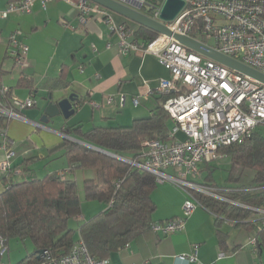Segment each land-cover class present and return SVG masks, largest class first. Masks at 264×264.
<instances>
[{"label": "crops", "instance_id": "obj_1", "mask_svg": "<svg viewBox=\"0 0 264 264\" xmlns=\"http://www.w3.org/2000/svg\"><path fill=\"white\" fill-rule=\"evenodd\" d=\"M9 1L0 0V14ZM111 13L118 24L127 22L136 29V23ZM15 31L20 32L19 39L29 47L31 65L26 70H20L9 54L8 37ZM118 40V34L102 15L95 14L82 24L78 9L67 0H54L46 7L36 0L30 13L0 15V82L19 98L34 96L37 100L36 106L23 110L25 119H0V142L1 129L7 127L16 151L12 165L24 169L18 174L23 178L18 180L13 179V173L0 170V193L11 182L60 172L75 179L80 191L83 190L82 184L94 172L71 170L63 143L65 138H79L65 130L79 125L84 129L125 126L152 114L155 98L151 90L157 88L160 79L170 78V72L153 54L121 53ZM23 77L32 80L33 86L22 85ZM51 93L56 97L75 94L77 110L69 118L60 115L47 124L41 123ZM122 96L126 99L124 106L120 105ZM109 97L114 98L111 104ZM135 97L142 98L138 106L134 105ZM3 155L0 150V160ZM208 165L203 163L201 171L208 170ZM152 198L154 222L183 215L187 193L182 188L168 182L158 184ZM90 212H82L76 220L82 224L91 218ZM253 220L231 219L199 206L188 217L183 230L171 234L154 231L155 236L131 240L128 246L110 253V264H146V261L148 264H264V248L252 241L258 238L257 228L249 224ZM196 246L199 249L196 261L180 258L193 253ZM222 252L226 256L219 258Z\"/></svg>", "mask_w": 264, "mask_h": 264}, {"label": "built area", "instance_id": "obj_2", "mask_svg": "<svg viewBox=\"0 0 264 264\" xmlns=\"http://www.w3.org/2000/svg\"><path fill=\"white\" fill-rule=\"evenodd\" d=\"M35 1L10 0L0 15L7 17L11 13H30ZM40 1L46 7L54 0ZM67 1L78 9L82 24L95 14L102 15L112 31L118 34L121 53L153 54L170 72V78L160 79L157 88L151 90L152 95L172 93L164 103L172 119L166 139L144 141L136 159L118 156L131 166L152 173L158 184L168 182L187 193L183 215L154 222V231L171 234L183 230L191 213L204 206L199 195L248 207L255 212L251 219L264 225L263 207L248 206L225 195L231 189L224 184L201 180L203 163L218 161L225 156L220 151L222 148L246 140L258 126L264 124V83L189 48L174 35L159 34L148 43L137 40L134 28L118 24L109 9L91 0ZM119 1L143 11L147 0ZM163 3L149 16L163 22L173 34L194 38L264 73V0H186L185 6L172 21L161 19ZM19 34L15 31L8 37L9 54L20 70H26L31 65L29 47L19 39ZM110 46L111 43L108 44ZM125 100L122 96L121 106L125 105ZM108 102L113 103L114 98L109 97ZM133 102L138 106L142 98L135 97ZM36 105L34 96L19 98L8 85L0 82V119H25L23 110ZM1 130L3 140L0 150L4 155L0 160V170L8 174H22V168L12 165L16 154L14 140L9 137L7 127ZM58 175L66 178V172ZM252 241L258 244L256 237ZM9 251V242L0 232V264H12L3 261ZM198 252L196 246L193 253L180 258L196 261ZM224 256L226 254L222 252L219 258ZM110 263L109 258L92 255L80 238L67 254L56 255L44 249L38 261L26 264Z\"/></svg>", "mask_w": 264, "mask_h": 264}, {"label": "trees", "instance_id": "obj_3", "mask_svg": "<svg viewBox=\"0 0 264 264\" xmlns=\"http://www.w3.org/2000/svg\"><path fill=\"white\" fill-rule=\"evenodd\" d=\"M163 1L147 0L143 12L151 15ZM123 24L130 26L127 22ZM135 28L137 40L148 43L159 36L158 32L145 26L137 24ZM21 84L32 87L33 81L23 77ZM171 95L154 94L152 114L135 119L130 125L91 129L79 125L65 130L79 138L64 139L71 170L91 169L94 172L93 177L84 181L85 199L109 205L79 227L81 239L90 253L98 258H109L110 253L120 250L131 240L156 234L152 198L158 186L155 176L131 166L116 155L129 158L125 152L132 151L130 158L136 159L144 141L166 139L172 119L164 103ZM220 151L231 162L229 183L224 184L231 190H227L225 195L245 205L264 208V132L258 126L246 140ZM235 168L243 171L252 169L254 175L251 181H242L243 171ZM208 170H212V164L208 165ZM206 181H213L211 171ZM199 199L207 208L231 219L246 220L255 216V212L248 207L204 195H199ZM82 212L80 188L73 178L50 174L43 178L11 182L0 193V232L8 242L11 239L32 240L35 251L18 264L34 263L38 261L39 250L49 249L56 255L69 253L75 243L74 229L69 226V221ZM249 224L257 228L258 245L264 248V225L254 220Z\"/></svg>", "mask_w": 264, "mask_h": 264}, {"label": "water", "instance_id": "obj_4", "mask_svg": "<svg viewBox=\"0 0 264 264\" xmlns=\"http://www.w3.org/2000/svg\"><path fill=\"white\" fill-rule=\"evenodd\" d=\"M98 3L112 12H115L125 18L132 20L136 24L145 26L151 30L158 32L159 34L174 35L181 43L185 44L189 48L201 52L208 57L227 65L228 67L244 73L250 77H253L264 83V73L229 57L214 48L208 46L207 44L198 41L194 38L181 35L173 34L170 29L161 21L151 18L149 15L141 10H138L128 4H125L119 0H91ZM186 4V0H164L161 19L163 21H172L179 14ZM48 103L45 107L44 114L40 120L41 123H48L51 118L63 115L65 118L72 116L77 110V96L75 94H70L69 96H58L55 94H49ZM112 154V153H111ZM115 155V154H112ZM118 157V155H116ZM44 250H39L38 258Z\"/></svg>", "mask_w": 264, "mask_h": 264}, {"label": "rangeland", "instance_id": "obj_5", "mask_svg": "<svg viewBox=\"0 0 264 264\" xmlns=\"http://www.w3.org/2000/svg\"><path fill=\"white\" fill-rule=\"evenodd\" d=\"M114 14L116 16H121L115 12ZM121 17H124V16H121ZM129 21L132 22V24H135V22H133L132 20H129ZM259 128L260 130L264 132V124L260 125ZM125 154L129 158L132 157V151H126ZM211 164H212L211 174L213 176L212 182L217 183V184H224L225 182H227L230 169H231V162H230L229 157L228 156L221 157L218 161L211 163ZM235 169H237L238 171H243V170H240V168H235ZM208 173L209 171L207 169H204L203 171H201V176H202L201 180L204 181V178L208 175ZM253 175H254V171L252 169H245L243 171L242 181L244 182L251 181V179L253 178ZM21 178L23 177L19 176L17 173L13 174V179L18 180ZM82 181L83 180L78 181L80 182L79 184H81ZM83 184H82V187H83ZM83 194H84L83 190H81L80 191L81 197H83ZM82 202L84 206L83 212L89 213L91 211L90 212L91 217L97 215L98 213L105 210L109 206L107 202H101L99 200L82 199ZM80 224L81 222L77 221L76 217L70 219L69 221V226L74 229L73 234H74L75 242H77L81 238L80 231H79ZM9 247H10L9 254L3 258V261L5 263L18 264L22 260H26L35 251V245L33 241L30 239H27L24 242L17 240V239H11L9 242Z\"/></svg>", "mask_w": 264, "mask_h": 264}]
</instances>
